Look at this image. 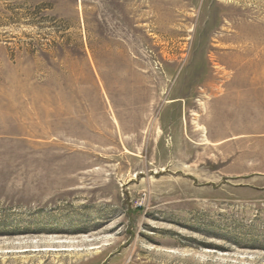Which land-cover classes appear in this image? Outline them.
<instances>
[{
  "label": "rangeland",
  "instance_id": "1",
  "mask_svg": "<svg viewBox=\"0 0 264 264\" xmlns=\"http://www.w3.org/2000/svg\"><path fill=\"white\" fill-rule=\"evenodd\" d=\"M0 264H264V0H0Z\"/></svg>",
  "mask_w": 264,
  "mask_h": 264
}]
</instances>
